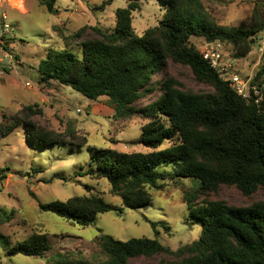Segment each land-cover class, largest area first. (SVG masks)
Instances as JSON below:
<instances>
[{
  "label": "trees",
  "instance_id": "1",
  "mask_svg": "<svg viewBox=\"0 0 264 264\" xmlns=\"http://www.w3.org/2000/svg\"><path fill=\"white\" fill-rule=\"evenodd\" d=\"M39 1L50 12L56 11V0ZM113 1L105 0L101 7ZM127 1L126 7L117 9L111 32L97 29L99 38H82L81 32L70 36L60 33L65 45L80 46L83 55L50 49L39 65V79L47 84L58 81L93 100L108 96L115 116L139 115L148 119L139 142L152 151L94 149L87 168L78 174L106 179L111 191L121 198L122 206L91 194L40 203V209L72 224L89 226L101 213L150 205L152 195L148 189L157 187L160 180L196 178L200 187L186 193L184 200L188 220L202 225L197 240L174 251L157 238L123 241L99 230L97 242L107 258L93 264H128L133 257L160 253L181 257L161 264H264V200L248 206L218 200L197 202L200 192L214 191L222 185L234 186L247 196L258 191L264 194V66L252 79L256 91L251 89L250 97L244 98L190 43L191 37L219 41L232 46L234 57H245L257 34L264 30L260 8L240 26L226 27L210 17L203 0H157L165 11L163 18L139 35L132 22L133 11L140 8L141 0ZM170 61L189 66L198 79L213 86L214 92L195 94L178 88L176 81L166 78ZM157 73L163 74L160 92ZM146 96L153 100L141 105ZM25 111L32 113V106H26ZM20 124L32 131V145L69 143L61 134L39 128L31 115L2 122L0 135L10 134ZM167 139L175 141L158 149ZM168 167L170 170H166ZM151 224L155 229L159 225ZM0 246L10 256L45 257L51 250L46 233L12 242L0 232ZM56 263L92 264L82 256L72 258L68 254H58Z\"/></svg>",
  "mask_w": 264,
  "mask_h": 264
},
{
  "label": "rangeland",
  "instance_id": "2",
  "mask_svg": "<svg viewBox=\"0 0 264 264\" xmlns=\"http://www.w3.org/2000/svg\"><path fill=\"white\" fill-rule=\"evenodd\" d=\"M104 1L56 0L55 12H50L39 0H25L23 9L15 7L14 2L10 6L16 9L5 7L6 21L13 26V62L0 65V124L8 123L16 116L24 118L31 115V120L39 128L59 133L72 143L50 147L32 145L34 136L25 124L18 125L6 136L0 135V232L12 242L29 239L34 233H46L51 245L45 257L10 256L0 246L1 264H57L58 254H68L72 258L82 256L92 264L97 263L107 258L97 242L101 234L99 230L123 241L133 237L157 238L174 251L200 237L202 225L188 220L184 200L186 193L200 187L201 182L196 178L160 180L157 187L148 189L152 195L150 205L138 209L124 208L122 212L101 213L89 226L72 224L39 207L40 203L91 194L122 206L121 198L111 191L106 179L78 174L87 168L94 149L152 151L139 142L142 127L148 119L139 115L126 118L115 116L108 96L93 100L58 81L52 80L47 84L39 79V65L50 49L83 55L80 46L65 45L60 33L70 36L81 32L82 38H99L97 29L104 32L114 29L116 11L126 7L128 1L114 0L102 8ZM203 4L210 17L221 26H240L257 7L264 17V0H203ZM164 12L157 0H141L140 8L133 11L135 32L141 35L157 26ZM76 41L73 40V43ZM190 43L200 50L206 42L203 38L191 37ZM263 45L264 30L257 34V40L245 57H234L232 46L223 44L231 71L252 83L264 66ZM155 78L157 91L160 92L163 74L157 73ZM166 78L176 81V86L186 92H214L211 84L198 79L189 66L181 63L170 61ZM152 100L146 96L141 105ZM26 106H32V113L25 111ZM174 141L167 139L158 149L168 147ZM202 200L248 206L264 200V194L258 191L247 196L234 186L222 185L214 191L200 192L197 202ZM151 222H158L156 229ZM179 260V256L160 253L152 257H133L128 264H161Z\"/></svg>",
  "mask_w": 264,
  "mask_h": 264
},
{
  "label": "built area",
  "instance_id": "3",
  "mask_svg": "<svg viewBox=\"0 0 264 264\" xmlns=\"http://www.w3.org/2000/svg\"><path fill=\"white\" fill-rule=\"evenodd\" d=\"M20 1L25 6V0ZM12 2V0H0V65L3 63L11 64L13 62V51L11 49V39L14 37L13 26L6 21L7 13L5 11L6 5H10ZM223 50V44L215 41L206 42L199 51L203 58L208 61L210 66L217 71L222 79L228 82L233 90L244 98H249L250 90L253 89L256 91V86L251 85V80L231 71V63L229 62V58L225 56ZM261 51L264 54V45Z\"/></svg>",
  "mask_w": 264,
  "mask_h": 264
},
{
  "label": "bare ground",
  "instance_id": "4",
  "mask_svg": "<svg viewBox=\"0 0 264 264\" xmlns=\"http://www.w3.org/2000/svg\"><path fill=\"white\" fill-rule=\"evenodd\" d=\"M13 2H14V4H15L18 8L22 9V3H21V1H19V0H13Z\"/></svg>",
  "mask_w": 264,
  "mask_h": 264
},
{
  "label": "crops",
  "instance_id": "5",
  "mask_svg": "<svg viewBox=\"0 0 264 264\" xmlns=\"http://www.w3.org/2000/svg\"><path fill=\"white\" fill-rule=\"evenodd\" d=\"M14 6L17 7L15 4H14ZM6 8H8V9H16V8L10 6L9 4L6 5ZM17 8H18V7H17ZM18 9H20V8H18ZM22 9H23V5H22Z\"/></svg>",
  "mask_w": 264,
  "mask_h": 264
}]
</instances>
